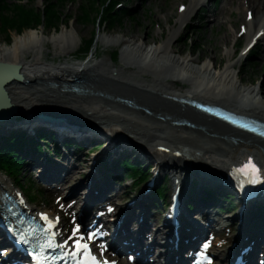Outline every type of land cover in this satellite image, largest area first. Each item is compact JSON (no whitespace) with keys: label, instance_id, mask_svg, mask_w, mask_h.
<instances>
[{"label":"bare ground","instance_id":"obj_1","mask_svg":"<svg viewBox=\"0 0 264 264\" xmlns=\"http://www.w3.org/2000/svg\"><path fill=\"white\" fill-rule=\"evenodd\" d=\"M204 2L205 0H190L188 6L182 4L180 7L185 10L178 13L177 25L167 26L164 33L168 35H163L166 36L165 38L155 37L152 39L154 44H148L145 40L138 38L137 34L125 37L101 31L99 38L97 37L98 43L94 42L92 48L100 42L106 47H114L115 51L119 46L118 54L121 62L118 64L106 58L96 60L94 54V60H82L78 63L62 60L78 55L77 52H80L83 47H80V35L74 34L68 28L50 37H47L43 28L31 29L17 35L11 43L0 46V62L20 64L25 78L24 82L6 84L13 103L20 107V113L16 118L2 115L0 141L11 132L12 127H16L17 130H23L28 139L36 141L39 149L45 150L50 155H56L49 148L50 146L56 149L53 141L46 142L41 134L45 137H57L61 148L58 161L49 163L39 156L41 151H38L31 159L26 152L22 153L19 145H14L11 149L15 154L26 159V162L38 166L41 169L39 177L49 181L50 184L55 185L59 180L69 177L68 183L62 188L57 186L54 193L60 194L69 189L70 192L67 191L66 197L75 203L70 205V211L76 204L84 201L94 202L91 207L93 212L98 205L110 198L121 199L119 201L121 205L126 204L127 199L132 200L133 203L129 206L127 214L121 219L117 220L118 217L113 214L107 215V218L110 221L112 218L113 222L110 225L105 223L104 228L115 245L126 246V249L141 254V247L145 248L141 246V243L147 238L146 228L150 225L149 223L139 225L137 215L140 211L148 213L146 202L152 189L147 190V187L139 184L140 189L149 192L142 194L131 191L137 186L136 178L133 176L130 178V175L128 176L125 172H117L112 166L115 162L120 163L124 157H130L133 162L138 158L137 154L132 155L123 150L124 146L120 144L125 142L121 137H131L130 139L134 142L143 140L146 145H149L147 149L149 155L140 152L144 158L141 162L142 169L145 171L147 167H150L152 170L149 173L152 176L156 175L157 180H160L159 185L166 184L170 191L180 192L179 199L185 207L183 215L187 214L190 219H196L194 227L200 226L198 230L195 227L188 231L185 218L183 234L186 235L187 243L183 242L181 248L175 249L176 264H183L192 249L194 243V239H191L192 234L202 235L204 230H209L207 227L209 222L210 226L223 225L225 223L222 221L226 219L227 226L233 227L236 224L239 229L233 233L234 240L255 241V249H258L259 243L264 240V212L262 210L264 196L260 195L256 200L248 201L243 214L233 213L234 208L239 206L240 199L236 197V193L232 191L229 184L223 179L219 180L220 174L227 173L230 166L245 158L241 151L248 150V144L242 141V132L178 100L181 98L198 99L264 121V99L262 98L264 89L259 84L253 87L246 86L242 82L236 67L237 61H234V48L228 47L224 55L227 62L222 65L223 57L217 56V61L213 57L201 62L202 53L197 56L192 52L186 55L176 42V38L179 37L185 25L187 27L192 21H196L193 12L198 5ZM159 8H161L159 13L166 10L161 5ZM238 8L241 15L239 19L244 23L247 22L245 33L248 38L247 45H250L259 35L260 39H264V0H239ZM242 8L247 10V13L248 11L252 13L251 19L247 20L245 16L243 17ZM214 10V7L210 9L211 12L213 11L210 16L214 22H217L220 17ZM168 17L172 18V15L166 13L164 19ZM160 18L162 19V16ZM107 21L109 22L110 19L107 18ZM48 27L53 29L51 26ZM201 27L203 25L200 23L199 27L191 26L189 30L194 31L193 34H195L196 30ZM233 28L236 35L239 27L234 26V21H232L229 33L221 37V42L229 44L234 40L230 34L234 32ZM160 33L164 34L163 31ZM228 34L232 40L226 43ZM239 37L242 35L239 34ZM209 39L215 41L213 37ZM50 45L54 46L51 52ZM213 48V44L207 46L209 51ZM255 54L256 52L246 59H250ZM47 55L49 56L46 57ZM245 57L246 55L241 54L239 60ZM261 60L264 61V57ZM79 80L80 82H77ZM75 86L83 87L82 89L86 92L76 93L69 90ZM124 99L132 101L140 108L127 105L123 102ZM63 107L70 109L69 113H74L78 118L98 120L104 125H110L114 133L113 137L104 139L96 135L90 136L89 131L92 129L85 125L49 124L53 127L43 128L38 126L46 124L41 119H37L38 115H51V110L55 111V108ZM146 109L152 110L153 114L147 112ZM37 112L40 113L37 114ZM26 113L33 116L29 117ZM182 120L190 121L196 127L178 123ZM65 127L70 129L64 130ZM231 139L238 141L235 144ZM66 141L67 144L64 146ZM112 143L113 146H111ZM258 143L259 147H252L253 151L251 149L250 151L256 152L255 155L260 158L259 164L264 175V142L258 141ZM163 144L170 148V152L158 149V146ZM70 145L76 147L66 148ZM10 147L0 143V156L8 152L6 148ZM94 148L99 150L96 154H91L90 151ZM183 148L187 152L185 157H181L176 151ZM154 149L157 150V154H153ZM90 164L92 166H89ZM100 165L104 166V170H100ZM85 166H89L85 168L88 173L87 171L84 174L81 173L82 179L74 183L76 176L71 178L72 173L76 171L79 173ZM108 168L115 175L116 187L107 184L106 171ZM213 169L220 172L215 173ZM194 180L198 184H195ZM69 182L71 185L68 187ZM191 185L195 188L193 194L190 192ZM0 189V192L4 190L16 192L9 178L2 173H0ZM226 193L233 196L235 205L229 213L220 214L216 208L222 209L224 205L219 203L217 197L224 201L222 197ZM190 200H193L195 214L188 212L187 207ZM257 205L259 206L256 207ZM228 214L232 215L226 216ZM205 215L209 218L207 223ZM159 216L161 217L160 214ZM252 221L260 224L250 227L249 224ZM139 226L145 229L140 235ZM220 234L221 231L218 232L217 237ZM170 246V244L166 245V247ZM221 248L223 247L216 250L219 256L231 249H223L219 252ZM170 252L169 250L166 256H169ZM165 253H167V248ZM145 257L146 255L143 254L140 258ZM248 257L250 261L256 259L254 253L246 255V258ZM160 259L159 257L158 261ZM164 259L171 264V259H167L165 255Z\"/></svg>","mask_w":264,"mask_h":264},{"label":"rangeland","instance_id":"obj_2","mask_svg":"<svg viewBox=\"0 0 264 264\" xmlns=\"http://www.w3.org/2000/svg\"><path fill=\"white\" fill-rule=\"evenodd\" d=\"M189 1L190 0H124L125 3L129 4L130 13H117L115 15L116 18L110 17L113 21L108 22L107 20L104 21L102 18H105L104 15L107 16L109 12H106V15L99 11L100 6L97 0H0V46L11 43L19 34L25 33L31 29L39 30L40 28L44 29L47 37L68 28L70 31L72 30L74 34L80 35V47H85V43L93 37H96L95 42L98 43L97 37L99 38L101 31L106 34L122 35L125 37L137 34L138 38L145 40L148 44H154L152 39H155V37L165 38L166 36L163 35H168V33H164V31H166L165 29L168 28L167 26L177 25L176 22L179 20V17H177L178 13L185 10L181 9L180 6L182 4L188 6ZM238 2L239 0H221L216 3L214 0H210L205 6L208 8L205 13L201 12L203 7L198 11L196 8L193 12V15L196 16V21H192L187 27L185 25L179 37L176 38V42L179 47H182L186 55L191 52L196 56L202 53L201 62L213 57H215V61H217V56L223 57L222 65H225L227 62L224 55L228 47L234 48V61H237L238 65L236 64V67L242 82L246 86L253 87L259 84L262 85L261 87L264 89V61L261 60L264 57V39H260L258 45L254 48L256 54L253 57L246 59L249 57L248 54L245 58L239 60V56H241L247 45L246 35L243 36V34H241L242 25L246 26L247 23L242 24L244 22L239 19L241 15L238 12ZM160 5L164 6L166 10H162L159 13V9H161L159 8ZM212 7H214L216 10L215 13L220 17L217 22H214L213 18L210 16L213 12L210 11ZM23 9L26 10V12H23ZM46 9H48L47 13H56L58 19L49 18L46 14ZM25 13L34 14V17L29 21V24L21 28V33L12 29L3 30L1 24H6V22L9 21L21 22L22 19L20 16H24ZM166 13H170L172 18L168 17V19H164ZM248 13L247 10L242 8L243 17L245 16L247 20L250 18ZM161 16L162 19L160 18ZM33 20H37L39 23H35ZM232 21H234V26L237 28L239 27V29L235 35V29L233 28L234 32L230 34L234 40L231 41L232 38L230 34H228L229 37L227 36L226 43H229V41L231 42L225 44L221 42V37L229 33ZM49 23L52 25L53 29L48 27ZM200 23L203 27L196 30V33L193 34L194 31L191 32L189 29L191 26L199 27ZM162 31L164 34L160 33ZM239 33L242 37H239ZM209 37H213L215 41H211ZM210 44H213L214 48L209 51L207 46ZM97 45V48L93 50L96 60L106 58L115 64L121 62L118 54V50L120 49L119 46L116 47L115 51L114 47H106L101 42ZM83 47L80 52H77L78 55H72L62 60L78 63V58L86 56L83 50H87V46L85 48ZM53 48L54 46H51L50 52ZM48 56L49 55L46 57ZM49 57L50 59L52 58L51 53ZM262 94V98L264 99V93ZM60 109L68 108L63 107ZM60 109L58 108V110ZM78 176L79 174H77L76 177ZM80 178L82 177L80 176ZM225 196L226 195H224L223 198L227 199ZM48 199L41 196V204L47 202Z\"/></svg>","mask_w":264,"mask_h":264},{"label":"water","instance_id":"obj_3","mask_svg":"<svg viewBox=\"0 0 264 264\" xmlns=\"http://www.w3.org/2000/svg\"><path fill=\"white\" fill-rule=\"evenodd\" d=\"M21 65L15 63H5L0 62V75H4L2 79L0 77V119L2 115H14L19 112L20 107L15 105L10 98L9 90L6 86L8 83L12 82H24L25 78L21 72ZM59 117H64V115L52 113Z\"/></svg>","mask_w":264,"mask_h":264},{"label":"trees","instance_id":"obj_4","mask_svg":"<svg viewBox=\"0 0 264 264\" xmlns=\"http://www.w3.org/2000/svg\"><path fill=\"white\" fill-rule=\"evenodd\" d=\"M47 11H48V9H46V14L49 16V18L58 19L56 13L55 14H54V12L53 13H51V12L47 13ZM23 12H26V10L23 9ZM118 13H121V14L127 13V14H129L130 12H129V10L123 9V10H121ZM24 16H20V18L22 19L21 22H19V21L18 22L17 21H14V22L9 21V22H6V24L5 23L1 24L3 30L6 31L7 29H12V30H16L18 33H21L22 32L21 28H23L26 24H29V21H31L33 19V17H34V14L25 13ZM112 18H116V17L112 16ZM112 18H111L110 21H113ZM33 21L35 23H39L37 20H33ZM49 26H51L50 23H49ZM90 43H91V41L87 42V45H86L87 46V50L89 48Z\"/></svg>","mask_w":264,"mask_h":264},{"label":"snow or ice","instance_id":"obj_5","mask_svg":"<svg viewBox=\"0 0 264 264\" xmlns=\"http://www.w3.org/2000/svg\"><path fill=\"white\" fill-rule=\"evenodd\" d=\"M260 168L256 166V164L252 161H250L248 164L244 165L242 168L237 169L238 173H243L245 175L255 176V179H253L251 182L253 183H264V180L260 178ZM78 247H82L84 250H87V245H79ZM94 260V258H93Z\"/></svg>","mask_w":264,"mask_h":264}]
</instances>
